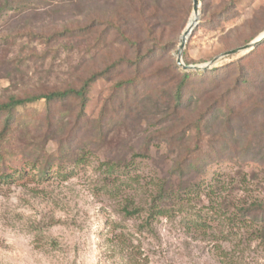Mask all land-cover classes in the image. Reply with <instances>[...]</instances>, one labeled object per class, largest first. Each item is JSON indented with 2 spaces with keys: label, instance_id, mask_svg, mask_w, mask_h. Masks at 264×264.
<instances>
[{
  "label": "rangeland",
  "instance_id": "obj_1",
  "mask_svg": "<svg viewBox=\"0 0 264 264\" xmlns=\"http://www.w3.org/2000/svg\"><path fill=\"white\" fill-rule=\"evenodd\" d=\"M226 7L232 9L229 15L213 27L217 13ZM17 8L20 10L4 13L0 21V38H6L0 40V101L11 95L23 97L78 86L89 71L131 52L111 29L103 37V47L87 53L106 24L87 33L77 30L60 37L65 27L84 26L94 18L115 19L144 48L152 41L146 38L140 16L154 14L155 18H148L159 36L154 38L162 43L178 41L172 51L177 62L181 36L194 14L193 0H25ZM199 10L198 24L183 51L184 62L185 50L191 64L205 65L231 50L233 43L237 48L264 33V0H200ZM29 31L51 40L41 41ZM252 49L222 57L206 70L226 65ZM119 70L92 85L84 108L89 117L100 115L115 82L132 76L127 67ZM258 74L263 77L257 84L263 89L258 100L261 105L264 72ZM214 98L204 95L203 101L195 104L198 107L182 109V114L198 115ZM122 105L118 103V121L102 142L94 141L91 128L83 130L80 137L86 143V161L81 165L55 166L45 181L32 163L17 158L7 172L0 168V264H264V243L251 233L252 227L259 229L261 223L245 227L235 215L244 202L264 201V106H254L244 118L240 114L233 117L230 129L226 128L227 114L212 116L206 111L205 122L213 140H221L231 131L235 142L228 145L231 142L226 139L214 161L207 162L203 156L205 160L201 159L180 185L173 173L179 148L164 142L146 150L154 127L148 126L142 110L124 117ZM77 109L78 102L73 100L54 103L52 114L43 101L19 107L20 120L10 144L21 152L25 144L20 137L37 143L49 129L48 119L54 118L57 141H50L47 150L56 153L58 140L65 139L75 126ZM63 110L67 117L61 120ZM4 122L0 119V125ZM184 127L178 123L173 128L180 138ZM249 130V138H253L246 149ZM78 142L74 138L71 144ZM108 161L114 166H108ZM69 170L74 174L65 177ZM20 172L24 177H19ZM7 173H13L14 178H7ZM165 182L181 189L167 205L168 214L151 219L149 206ZM127 201L140 212L127 215Z\"/></svg>",
  "mask_w": 264,
  "mask_h": 264
},
{
  "label": "trees",
  "instance_id": "obj_2",
  "mask_svg": "<svg viewBox=\"0 0 264 264\" xmlns=\"http://www.w3.org/2000/svg\"><path fill=\"white\" fill-rule=\"evenodd\" d=\"M25 0H0V21L8 10L17 8L20 2ZM231 5V4H230ZM15 10V9H14ZM229 7L223 8L217 13V18L213 27H218L221 18L227 17L230 13ZM142 11L140 12V14ZM143 14L140 16L141 25L146 28L148 41H152L146 47H142L141 43L133 40L125 33L123 26L114 20L102 21L99 18H94L91 23L84 26L65 27L63 31L59 32L60 37L79 33H87L92 30V27H98L99 24H106L108 27L99 32L94 37V41L90 43L88 52H94L96 48L103 47V37L108 35L109 30L115 29L120 36V40L127 48L131 50L128 55H119L110 60L103 68L91 70L88 74L81 79L78 86H67L63 90H55L41 94H29L18 96L11 95L7 100L0 101V119L5 122L0 125V168L7 172V168L11 169V161L13 159L20 162L32 163L33 169H38L37 175L40 179L48 180L52 169L55 166L68 168L67 163H74L77 167L81 165L86 158L84 137H80L83 130L92 129L95 142H102L107 132L111 129L113 123L118 121L115 116V111L119 102H122L120 107L121 113L124 117H132L133 113L142 110L145 115L147 124L154 127L152 134L148 137L151 139L147 145L149 146L159 143H167L169 147L178 149V159L173 173L177 175V180L180 185L186 183L183 178L187 177L192 169L201 162L204 156L207 162L218 159L215 153L223 150L225 140L229 139L231 142L228 145L234 144L235 132L230 135L222 137L221 140H213L210 131L209 123L205 122L208 117L205 115L206 111L214 116L215 113H225L228 125L233 117H242L249 115L250 110L254 106H264L258 102L261 99V92L263 89H258V83L263 78L258 73L264 72V42L253 48L244 56L228 62L226 65L217 66L209 70L203 71H185L182 70L177 62L172 51L177 46L178 41H170L162 43L154 38L155 26L149 22V19L155 18L154 14ZM213 19V18H212ZM29 33L41 41L47 43L51 40L44 34ZM106 34V35H105ZM110 34V33H109ZM156 37L157 34L155 35ZM10 38V36H8ZM6 38H0L5 40ZM238 40H240L238 38ZM249 41V40H247ZM233 43L230 47H234ZM230 50V49H229ZM168 59L167 62L159 64L163 59ZM184 60L186 64H191L192 61L185 50ZM156 61L158 64H156ZM120 67H127L128 71L131 70V77H123L112 85L110 96L105 101L101 108L100 115L97 118H91L85 111V105L88 99V93L92 85L100 78L110 77L116 72H121ZM253 76L252 79L250 78ZM228 83V86H226ZM144 86L143 88H141ZM206 96H215L212 102L208 103L206 107L197 112L198 115L185 116L182 114V109L188 111L203 101L202 98ZM234 97V101L231 100ZM68 100L78 102V107L74 119L76 123L66 138L58 140V151L48 152L47 144L50 141H57L56 130H53L54 118L48 119V130H45L39 136L37 143L26 140L25 137H20L19 140L23 141L22 151L17 150L18 146L11 145L14 131L17 128L18 109L19 107L27 106L30 103L43 101L48 109V114H52V106L54 103H65ZM236 102L238 104H236ZM250 107L248 113L247 110ZM184 112V111H183ZM67 110L61 111L62 117L66 118ZM252 114V113H251ZM250 114V115H251ZM210 117V116H209ZM243 117V118H244ZM242 118V119H243ZM178 123H184V135L180 137L174 127ZM262 127V126H261ZM230 129V128H229ZM264 132V130L262 129ZM56 133V135H54ZM72 133V134H70ZM252 130L246 132L247 148L250 149L249 136ZM255 135V134H254ZM92 136V137H93ZM77 138L78 143L72 146V139ZM174 145V146H173ZM39 147V148H38ZM227 147L225 146V149ZM262 154L264 157V147H262ZM261 152H258L260 155ZM139 155V154H138ZM20 156V157H19ZM203 159L202 162L205 160ZM7 163L9 166H7ZM71 165V164H70ZM108 166L113 167L114 163L107 162ZM17 167V165H15ZM16 169V168H15ZM25 172V171H24ZM20 178L24 177L23 172H20ZM73 170L66 172L65 177L73 175ZM7 178H14L13 173L5 174ZM181 188L170 186L166 182L162 184L159 192L153 197L152 203L149 206L150 218H155L161 215H167L168 204L177 195V191ZM185 189V188H184ZM173 194V195H172ZM124 210L127 215H136L140 212L139 208L135 207L132 201H127ZM238 222L245 227H250L252 224L261 223V228L256 229L252 227L251 233L255 238L264 243V201L255 200L251 202H244L237 209L235 214Z\"/></svg>",
  "mask_w": 264,
  "mask_h": 264
},
{
  "label": "water",
  "instance_id": "obj_3",
  "mask_svg": "<svg viewBox=\"0 0 264 264\" xmlns=\"http://www.w3.org/2000/svg\"><path fill=\"white\" fill-rule=\"evenodd\" d=\"M199 8H200V0H193V13L197 14V18H196V23L193 26H187L186 30L183 32L182 36H181V40H180V45L178 47V52H177V64L180 68H182L185 71H203L208 69L211 65H214L216 62H218V60L222 57L225 56H231V55H235L238 54L239 52H243V51H249L252 48H255L256 46H258L261 42L264 41V33H262L257 39L234 49L228 50L226 52H224L223 54H221L218 57H215L209 64H205V65H196V64H186L183 61V51L185 49L186 43H187V39L189 38V35H191V33L194 31L195 27L198 24L199 21Z\"/></svg>",
  "mask_w": 264,
  "mask_h": 264
},
{
  "label": "bare ground",
  "instance_id": "obj_4",
  "mask_svg": "<svg viewBox=\"0 0 264 264\" xmlns=\"http://www.w3.org/2000/svg\"><path fill=\"white\" fill-rule=\"evenodd\" d=\"M196 18H197V14H193V16L191 17L188 26H193L196 23Z\"/></svg>",
  "mask_w": 264,
  "mask_h": 264
}]
</instances>
